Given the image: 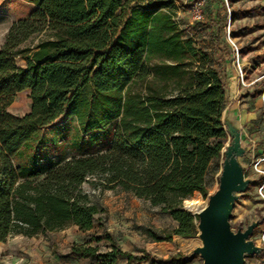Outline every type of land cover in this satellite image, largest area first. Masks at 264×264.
I'll use <instances>...</instances> for the list:
<instances>
[{
    "label": "trees",
    "instance_id": "trees-1",
    "mask_svg": "<svg viewBox=\"0 0 264 264\" xmlns=\"http://www.w3.org/2000/svg\"><path fill=\"white\" fill-rule=\"evenodd\" d=\"M133 2L139 0H6L14 22L0 48V243L70 226L91 231L104 208L83 190L89 181L168 214L172 229L146 228L153 242L198 234L188 198L208 197L210 169L228 141L222 114L234 51L222 34L226 17L212 12L206 51L185 36L170 10L173 0L147 8ZM43 33L50 36L26 46ZM19 56L26 67L17 65ZM24 91L29 111L11 113ZM104 239L106 251L95 237L57 255L99 264L194 258L134 254L108 231Z\"/></svg>",
    "mask_w": 264,
    "mask_h": 264
},
{
    "label": "rangeland",
    "instance_id": "rangeland-1",
    "mask_svg": "<svg viewBox=\"0 0 264 264\" xmlns=\"http://www.w3.org/2000/svg\"><path fill=\"white\" fill-rule=\"evenodd\" d=\"M170 1L139 0L133 2L131 6L147 8ZM223 1L224 5H220L217 0H205L202 6L204 17L201 21H196L191 11L180 9L175 2L170 10L174 12V17L185 36H192L197 47L206 51L212 48L211 32L207 27L212 12L221 9L226 17L222 34L232 46L234 58L227 67L228 92L224 111L230 109L242 127V141L247 151L241 158V163L246 177L253 180L236 201L230 223L236 232L239 228L245 230L254 221L259 222L250 238L263 248V252L246 255L245 260L246 264H264V0H236L233 4L228 0ZM234 14L236 19L232 21ZM13 22L14 16L8 11L6 0H0V48ZM49 36V33L37 35L29 40L26 46L34 48ZM16 63L21 67L27 65L26 59L21 56L17 57ZM194 66L191 65V68ZM189 79L188 74L184 82ZM30 105L29 92L24 91L17 95L9 111L23 115L29 111ZM229 141L228 136L227 143ZM222 161L210 169L209 194H213L218 189ZM82 188L90 194L93 201L104 208V212L96 216L94 228L85 233L79 231L76 226H70L37 237L14 235L11 240H16L13 244L17 248H22L20 253L31 252V255L25 256L26 259L30 260L33 255L35 264H99L94 259L60 257L57 254L64 256L69 253L73 244L87 242L95 237H100L102 240L94 241L93 244L99 246L100 251H106L110 248V244L104 239V231L110 232L123 250L140 254L141 250L145 249L160 258H167L179 252L190 256L193 250L202 244L197 235L191 238L178 236L170 242L168 249L160 251L154 247V242L145 230L150 227L157 230L175 227L176 222L168 214L130 193L103 190L90 181ZM188 199L187 205L191 212L195 213L202 208H197L194 200L200 199L206 204L208 197L204 198L200 192H195ZM183 207H185L184 202ZM115 264L130 263L120 258ZM189 264H203V260L200 256H194Z\"/></svg>",
    "mask_w": 264,
    "mask_h": 264
},
{
    "label": "water",
    "instance_id": "water-1",
    "mask_svg": "<svg viewBox=\"0 0 264 264\" xmlns=\"http://www.w3.org/2000/svg\"><path fill=\"white\" fill-rule=\"evenodd\" d=\"M222 123L230 141L223 148V161L218 189L208 195L206 205L197 213V237L201 246L190 256H200L203 264H246V255L261 254L263 248L251 240L259 222L254 221L245 230L232 229L230 219L236 201L245 192L252 179L247 178L241 158L247 148L242 141V127L230 109L222 114Z\"/></svg>",
    "mask_w": 264,
    "mask_h": 264
},
{
    "label": "built area",
    "instance_id": "built-area-1",
    "mask_svg": "<svg viewBox=\"0 0 264 264\" xmlns=\"http://www.w3.org/2000/svg\"><path fill=\"white\" fill-rule=\"evenodd\" d=\"M176 5L182 10H189L193 14L196 21L203 19L202 6L205 0H173ZM0 264H24V258L13 259L11 256L0 251Z\"/></svg>",
    "mask_w": 264,
    "mask_h": 264
},
{
    "label": "crops",
    "instance_id": "crops-1",
    "mask_svg": "<svg viewBox=\"0 0 264 264\" xmlns=\"http://www.w3.org/2000/svg\"><path fill=\"white\" fill-rule=\"evenodd\" d=\"M30 95V93H29ZM16 236H19V235H16ZM13 237V236H12ZM175 237H178V236H175ZM174 237V238H175ZM16 240H11V237L8 239L7 242L5 243H0V251L11 256L13 259H18L20 257H23L24 258V264H35L34 262V258H33V255L30 257V260L26 259L25 256L26 255H31L30 251L28 252V254H22L20 252H22V248H17L13 243L15 242ZM169 244L170 242H154V247L160 251H163V250H166L168 249L169 247ZM166 246V247H165ZM25 251V250H24ZM143 264V263H142Z\"/></svg>",
    "mask_w": 264,
    "mask_h": 264
},
{
    "label": "bare ground",
    "instance_id": "bare-ground-1",
    "mask_svg": "<svg viewBox=\"0 0 264 264\" xmlns=\"http://www.w3.org/2000/svg\"><path fill=\"white\" fill-rule=\"evenodd\" d=\"M194 203L197 204V208H203L206 204L202 202L200 199L194 200ZM192 205V204H191ZM199 212V211H198ZM197 213V212H195ZM183 246V245H182ZM166 247V246H165Z\"/></svg>",
    "mask_w": 264,
    "mask_h": 264
}]
</instances>
